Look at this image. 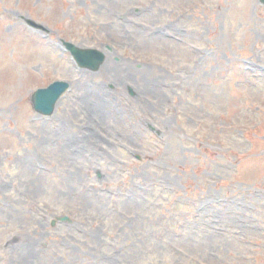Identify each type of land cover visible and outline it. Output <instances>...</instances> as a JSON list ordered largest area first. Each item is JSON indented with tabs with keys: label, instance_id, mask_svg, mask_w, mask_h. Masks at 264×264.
<instances>
[{
	"label": "rangeland",
	"instance_id": "rangeland-1",
	"mask_svg": "<svg viewBox=\"0 0 264 264\" xmlns=\"http://www.w3.org/2000/svg\"><path fill=\"white\" fill-rule=\"evenodd\" d=\"M0 264H264V7L0 0Z\"/></svg>",
	"mask_w": 264,
	"mask_h": 264
},
{
	"label": "water",
	"instance_id": "water-1",
	"mask_svg": "<svg viewBox=\"0 0 264 264\" xmlns=\"http://www.w3.org/2000/svg\"><path fill=\"white\" fill-rule=\"evenodd\" d=\"M264 5V0H258ZM26 24L34 29L43 30V28L36 23L25 20ZM66 49L70 51L74 60L80 67H87L96 71L103 61V55L95 50H81L73 47L70 44H64ZM68 89L66 83H54L45 90H38L32 95L31 103L35 112L43 116L52 114L54 105L59 97ZM60 221L65 220L59 219Z\"/></svg>",
	"mask_w": 264,
	"mask_h": 264
},
{
	"label": "flooded vegetation",
	"instance_id": "flooded-vegetation-1",
	"mask_svg": "<svg viewBox=\"0 0 264 264\" xmlns=\"http://www.w3.org/2000/svg\"><path fill=\"white\" fill-rule=\"evenodd\" d=\"M179 35V33L176 34V37Z\"/></svg>",
	"mask_w": 264,
	"mask_h": 264
}]
</instances>
